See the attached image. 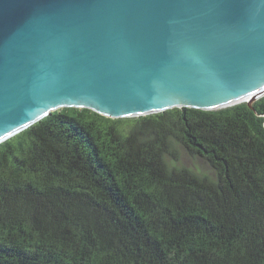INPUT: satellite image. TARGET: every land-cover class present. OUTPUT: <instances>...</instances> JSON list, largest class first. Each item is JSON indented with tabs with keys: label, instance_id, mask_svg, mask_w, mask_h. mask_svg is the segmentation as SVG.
<instances>
[{
	"label": "trees",
	"instance_id": "obj_1",
	"mask_svg": "<svg viewBox=\"0 0 264 264\" xmlns=\"http://www.w3.org/2000/svg\"><path fill=\"white\" fill-rule=\"evenodd\" d=\"M0 264H264V96L64 108L0 143Z\"/></svg>",
	"mask_w": 264,
	"mask_h": 264
},
{
	"label": "water",
	"instance_id": "obj_2",
	"mask_svg": "<svg viewBox=\"0 0 264 264\" xmlns=\"http://www.w3.org/2000/svg\"><path fill=\"white\" fill-rule=\"evenodd\" d=\"M263 96L264 0H0V143L64 108L136 118Z\"/></svg>",
	"mask_w": 264,
	"mask_h": 264
},
{
	"label": "rangeland",
	"instance_id": "obj_3",
	"mask_svg": "<svg viewBox=\"0 0 264 264\" xmlns=\"http://www.w3.org/2000/svg\"><path fill=\"white\" fill-rule=\"evenodd\" d=\"M179 161H180V165H185L187 167L193 168V166H196L198 168H200L201 170L207 171V165L200 161V160H195V159H190L189 157H187L185 155V153L181 154V156L179 157Z\"/></svg>",
	"mask_w": 264,
	"mask_h": 264
},
{
	"label": "bare ground",
	"instance_id": "obj_4",
	"mask_svg": "<svg viewBox=\"0 0 264 264\" xmlns=\"http://www.w3.org/2000/svg\"><path fill=\"white\" fill-rule=\"evenodd\" d=\"M249 98H247V99H245V100H248ZM245 100H243V101H245Z\"/></svg>",
	"mask_w": 264,
	"mask_h": 264
}]
</instances>
